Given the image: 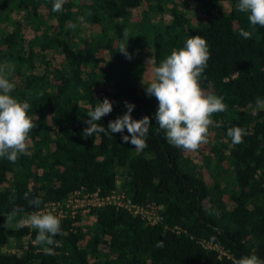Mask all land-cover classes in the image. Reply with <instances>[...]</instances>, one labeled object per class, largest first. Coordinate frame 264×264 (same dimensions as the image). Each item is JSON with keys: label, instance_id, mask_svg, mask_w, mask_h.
Masks as SVG:
<instances>
[{"label": "trees", "instance_id": "trees-1", "mask_svg": "<svg viewBox=\"0 0 264 264\" xmlns=\"http://www.w3.org/2000/svg\"><path fill=\"white\" fill-rule=\"evenodd\" d=\"M192 1L67 0L62 12H53V0H0V65L14 64L11 95L27 100L29 115L39 118L27 152L15 164L0 159V264H236L250 255L264 260V108L256 105L257 98L264 100V28L257 26L251 39L240 35L252 28L247 14L236 10L238 0ZM20 15L28 23L12 28ZM82 22L93 31L87 42L79 39ZM147 27L156 67L190 36H201L210 47L200 86L228 105L212 117L223 126H210L208 143L201 145L213 185L159 129L158 102L145 90L149 84L134 83L144 64L131 30ZM125 31L130 60L118 52ZM49 54L62 61L54 63ZM105 98L113 111L97 123L107 129L128 111L125 102L135 105L134 120L150 118L147 148L124 143L126 129L84 137L88 112ZM235 126L247 132L238 145L227 136ZM121 170V188L134 204L162 207L159 223L105 206L92 210L87 226L81 215L62 219L63 235L54 237L59 244L49 246L52 255L43 244L23 255L3 252L11 242L37 235L27 226L10 229L13 208L24 209L15 216L20 219L49 203L65 204L78 192L110 196L119 189ZM25 193L41 199L40 208L29 206ZM158 241L164 246L157 247Z\"/></svg>", "mask_w": 264, "mask_h": 264}, {"label": "clouds", "instance_id": "clouds-1", "mask_svg": "<svg viewBox=\"0 0 264 264\" xmlns=\"http://www.w3.org/2000/svg\"><path fill=\"white\" fill-rule=\"evenodd\" d=\"M67 0H53L52 11L62 12ZM236 10L247 14V19L252 31L240 30V35L245 39H251L257 26L264 28V0H238ZM91 15V12L88 13ZM79 19H83L80 17ZM75 27V25H72ZM124 42L120 44L119 51L127 59H131L128 53V33L124 32ZM211 58L210 47L207 41L199 35L190 36L185 46L179 50H173L169 56L155 67V81L145 87L149 97H155L158 109L154 114L159 129L165 133L169 144L186 151H196L202 144L208 143L210 126L222 127L223 121H214V114L224 113L228 105L224 103L222 96L206 93L200 86V79L208 61ZM153 63L148 60L147 64ZM15 70L14 64L5 62L0 65V159H7L15 164L21 155L28 149L32 132L37 128L39 119L29 115L31 106L27 100L23 102L14 98L11 93L16 85L9 77ZM206 79V77H204ZM128 111L121 117L110 121L107 129L98 121L113 111V104L107 98L102 103L89 111L85 123L88 125L83 131L85 138L94 134L111 135L112 133H124L125 129L130 134L122 135L124 143H131L135 150L147 148V135L150 128V118L144 116L140 120H134L131 116L135 105L125 102ZM257 108H264V100L257 98ZM247 132L239 127H230L227 136L231 138L233 145L243 143V137ZM24 198L29 206L40 208L43 201L34 198L29 199V193ZM22 207L13 208L9 219L23 213ZM19 227L28 226L37 230L35 242L43 244V251L53 254L52 245L58 246L59 242L54 237L63 235L61 220L51 212L36 211L23 215L18 221ZM164 242L158 241L157 247H163ZM236 264H264L256 255L244 256L236 261Z\"/></svg>", "mask_w": 264, "mask_h": 264}, {"label": "rangeland", "instance_id": "rangeland-1", "mask_svg": "<svg viewBox=\"0 0 264 264\" xmlns=\"http://www.w3.org/2000/svg\"><path fill=\"white\" fill-rule=\"evenodd\" d=\"M196 1L198 2L199 0H193L192 5H196ZM226 7L228 8V4H226ZM135 16H139L140 12L135 11L134 12ZM13 22L10 24L12 28H14V22H16L20 27H23L28 23V17L26 15H20L18 17H13ZM154 23H157L156 20H154ZM10 27V28H11ZM136 29V28H135ZM143 30L141 33L138 31ZM134 31L131 30L133 33L131 34V44L133 47L136 46V50L138 51L137 56L138 59L144 64L142 65L143 68L140 70V77L138 80L134 81L135 84L137 85H144V84H150L151 82H154L156 77H155V61H154V56H153V49H152V38H151V33L152 31L150 28L147 27V29H141ZM82 31L83 33L80 34V41L81 39L85 40L86 42L88 41L89 38L93 36V31L92 28L90 27L89 24H85L82 22ZM50 58H54V63H58L62 61V56L59 54H49ZM152 59L153 63L147 64L148 60ZM207 144V143H206ZM185 156L190 157L195 161V163L200 166L203 171H205V174L207 175V172L210 171V164L208 163L209 159V154L208 151L204 150L203 147L201 146L198 150L196 151H186L183 150ZM124 174L125 172L121 170L119 172V179H118V187L121 190L122 184L124 181ZM209 175L206 176L207 181L210 185H213L212 179L208 177ZM9 178L12 179V176H9ZM18 221L19 219L17 217H12L9 219V227L10 229H18ZM93 219L91 216L84 217V225L87 226L92 222ZM22 243L21 242H11V246H8L7 248L4 247L3 252L8 253L9 251H16L20 249ZM104 250L107 251L108 248L107 246L104 247Z\"/></svg>", "mask_w": 264, "mask_h": 264}, {"label": "built area", "instance_id": "built-area-1", "mask_svg": "<svg viewBox=\"0 0 264 264\" xmlns=\"http://www.w3.org/2000/svg\"><path fill=\"white\" fill-rule=\"evenodd\" d=\"M105 206H115L118 209L127 210L134 215H140L146 218L153 224L159 223L162 219L160 215L162 207L156 205H150L148 207L136 205L127 196V193L123 189H118L112 195L107 197H101L97 193L83 194L82 192H78L65 204L49 203L46 205L44 210H41V212H51L52 214L58 216L60 220L69 218V216L76 219L79 215H81L83 223L84 217L90 216L93 209ZM29 228L31 231L35 230L31 227ZM21 243L22 245L20 249L11 252L9 251L8 253L23 255L32 248H38L39 246V244L32 239V235L25 237Z\"/></svg>", "mask_w": 264, "mask_h": 264}]
</instances>
